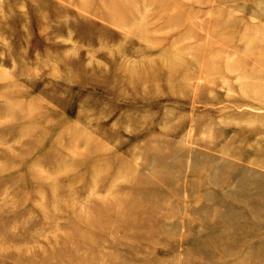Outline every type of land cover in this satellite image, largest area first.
<instances>
[{
	"label": "rangeland",
	"instance_id": "374dc122",
	"mask_svg": "<svg viewBox=\"0 0 264 264\" xmlns=\"http://www.w3.org/2000/svg\"><path fill=\"white\" fill-rule=\"evenodd\" d=\"M0 264H264V0H0Z\"/></svg>",
	"mask_w": 264,
	"mask_h": 264
}]
</instances>
